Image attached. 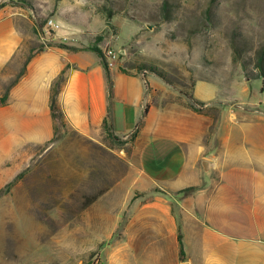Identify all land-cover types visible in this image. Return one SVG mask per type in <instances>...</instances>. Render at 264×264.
Returning <instances> with one entry per match:
<instances>
[{
  "label": "crops",
  "instance_id": "0c3cea01",
  "mask_svg": "<svg viewBox=\"0 0 264 264\" xmlns=\"http://www.w3.org/2000/svg\"><path fill=\"white\" fill-rule=\"evenodd\" d=\"M27 18L20 8L0 9V85L23 50L22 20ZM67 34L62 30L42 38L46 46L33 54L7 103L0 105V157L53 138L51 88L64 70L58 103L67 125L82 137L101 135L108 117L114 135L127 139L147 108L131 150L136 165L130 164L101 199L112 191L141 196L131 200L128 194L121 206L92 204L100 232L109 237L120 215H127L119 264H264L263 81L247 80L240 71L197 80L191 96L205 104L208 113L202 114L183 100L151 104L146 83L153 91L169 92L164 84L114 65L109 97L101 59ZM189 187L197 189L178 193ZM117 246L118 241L103 248L104 254Z\"/></svg>",
  "mask_w": 264,
  "mask_h": 264
},
{
  "label": "rangeland",
  "instance_id": "374dc122",
  "mask_svg": "<svg viewBox=\"0 0 264 264\" xmlns=\"http://www.w3.org/2000/svg\"><path fill=\"white\" fill-rule=\"evenodd\" d=\"M164 4L171 10L168 20ZM0 5L20 8L28 17L22 20L23 50L1 76L5 85L47 44L43 37L62 30L84 46L112 50L114 65L127 72L159 79L169 92L149 88L151 104L186 105L193 82L243 73L241 60L250 68L264 53V0H0ZM48 19L60 29L45 28ZM134 152L130 144L114 146L103 133L82 137L66 123L52 140L0 157V264H119L127 215H120L109 237L100 232L96 207L99 201L121 206L128 194L131 200L141 196L112 191L101 199L136 165ZM117 241L105 255L103 248Z\"/></svg>",
  "mask_w": 264,
  "mask_h": 264
},
{
  "label": "trees",
  "instance_id": "16d2710c",
  "mask_svg": "<svg viewBox=\"0 0 264 264\" xmlns=\"http://www.w3.org/2000/svg\"><path fill=\"white\" fill-rule=\"evenodd\" d=\"M4 5H0V9L3 7ZM169 12H171V10L166 9V4L163 5V18L165 20H168L170 17ZM108 18H110V15L108 14ZM41 26L38 25V28H40ZM51 45H55L64 49H69V50H78V48L76 47H72L63 43H58V44H53V43H49L48 46ZM46 45L44 46H39L38 49H36V52L41 51L44 49ZM87 50H91L93 52H95L99 58L101 59V62L103 64V67L105 69V75H106V79H107V92H108V96L110 97L112 95V80H111V75H110V70L107 67V64L104 60V56H103V51L98 48L96 45L95 46H89L86 47ZM235 51L238 53V55H240L239 53V49L235 48ZM35 53V52H34ZM31 53L26 60L24 61V65L23 68L20 72L19 75H17V77L15 79H13L10 84L5 85V83L1 82V86H2V94L0 95V105L3 106L7 103L8 97H9V91L10 89L18 82V80L21 78V76L24 74L25 72V66L26 64L29 62V60L32 58L33 54ZM238 60V59H237ZM241 60V59H240ZM239 60V61H240ZM241 67H242V71H243V75L247 80H259L261 79L263 81L264 84V53H260L259 55H257L254 59V63L252 64V67H248L246 61L241 60ZM120 70L123 73H129L125 70L124 67H120ZM151 73L155 74L156 76L160 77L161 79L165 80L163 77H161V75L157 74L155 71H151ZM64 81V70L58 75V77L55 79V81L53 82L52 88H51V96H50V112H51V117L53 120V138L58 134L60 128H64L66 126V122L64 119V114L60 108V105L58 103V95H59V91L61 88V84ZM193 84L191 85V88L193 87ZM146 88L147 90H149V86L146 83ZM189 99V103L186 104V106L188 108H190L191 110L198 112V113H202V114H206L208 113V110L205 108V104L201 103L199 101H196L195 99H193V97L191 95L188 96ZM147 108H145L142 113L141 116L139 117V120L137 121L133 131L128 135V140L127 139H123L120 137H117L116 135H114L113 130H112V125L110 123V120L107 118H105L104 122H103V126H102V133L104 134L105 138L107 140H109L114 146L120 147L122 148L124 145L130 144L131 145V150H132V146L134 143L135 138L137 137L139 130L142 126L143 123V119L145 117ZM52 138V139H53ZM51 139V140H52ZM22 176V173H19L18 175H16L12 181H10L6 186L5 189L9 190L14 184H16V182L18 181V179ZM197 189V187H189L186 189H183L181 191H179L178 193H182V194H189L193 191H195ZM157 191V190H155ZM96 196H92L91 198L85 200L84 205L90 203L93 199H95ZM177 241L179 244V257L182 258L183 256V248H182V240H181V235L180 233L178 234L177 237Z\"/></svg>",
  "mask_w": 264,
  "mask_h": 264
},
{
  "label": "built area",
  "instance_id": "2783aa9c",
  "mask_svg": "<svg viewBox=\"0 0 264 264\" xmlns=\"http://www.w3.org/2000/svg\"><path fill=\"white\" fill-rule=\"evenodd\" d=\"M45 28H48L52 31H57L60 29V25L53 21L52 19H48L45 23ZM104 60L107 64V67L110 69L114 66V61L116 59L115 53H113L112 50H104L103 51ZM263 91H264V85H263ZM93 264H99L98 262H94Z\"/></svg>",
  "mask_w": 264,
  "mask_h": 264
}]
</instances>
